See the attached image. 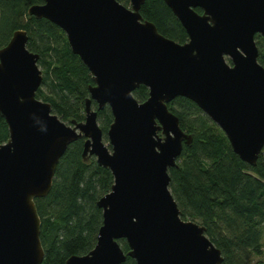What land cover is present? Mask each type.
<instances>
[{
    "label": "water",
    "instance_id": "water-1",
    "mask_svg": "<svg viewBox=\"0 0 264 264\" xmlns=\"http://www.w3.org/2000/svg\"><path fill=\"white\" fill-rule=\"evenodd\" d=\"M42 1L27 15L63 31L94 85L84 120L64 122L36 98L42 71L27 33L16 30L0 49V117L8 131L0 144V264L42 263L34 200L47 196L59 160L80 139L82 160L93 157L113 184L96 202L102 223L95 246L65 264H122L126 257L135 264H222L206 228L181 219L169 190L168 170L193 137L167 104L192 101L242 162L256 164L264 148V66L255 36L264 39V0H162L186 32L184 44L143 20L145 0ZM140 86L148 89L141 103L132 95ZM106 106L113 118L107 145L97 120Z\"/></svg>",
    "mask_w": 264,
    "mask_h": 264
},
{
    "label": "trees",
    "instance_id": "trees-1",
    "mask_svg": "<svg viewBox=\"0 0 264 264\" xmlns=\"http://www.w3.org/2000/svg\"><path fill=\"white\" fill-rule=\"evenodd\" d=\"M128 6L129 0H117ZM42 0H0V49L13 32L24 30L27 49L39 56L42 83L36 98L47 102L62 121L84 120V102L92 76L74 55L63 31L45 19L27 15L31 5ZM201 13L200 9H195ZM143 20L153 23L159 34L178 44L188 36L162 0H145L140 8ZM258 63L264 66V39L255 36ZM138 102L148 98L140 86L132 93ZM92 107L97 110L95 103ZM182 130L191 134L190 147L183 146L177 167L170 168L169 190L181 212V219L199 221L206 236L221 251L222 264H247L264 253V148L254 166L242 162L232 151L223 132L190 100L177 97L167 104ZM106 138L112 122L109 107L97 111ZM8 131L0 117V144ZM83 139L70 144L59 160L52 187L44 198L34 200L40 218V241L44 250L41 264H65L71 256L93 249L102 223L96 202L110 191L113 178L93 157L81 158ZM126 254L128 246L119 240ZM122 264H135L126 257ZM259 264H264L260 262Z\"/></svg>",
    "mask_w": 264,
    "mask_h": 264
},
{
    "label": "rangeland",
    "instance_id": "rangeland-1",
    "mask_svg": "<svg viewBox=\"0 0 264 264\" xmlns=\"http://www.w3.org/2000/svg\"><path fill=\"white\" fill-rule=\"evenodd\" d=\"M103 142H104L105 145L108 144L107 139H104L103 138ZM195 222L198 223V224H200L199 221H197V220H195ZM263 250H264V247H263ZM263 261H264V253L261 256H252L250 258V261L247 262V264H259L260 262H263Z\"/></svg>",
    "mask_w": 264,
    "mask_h": 264
}]
</instances>
